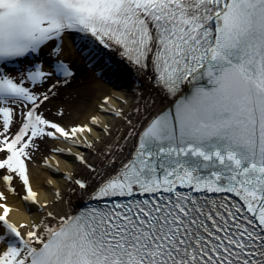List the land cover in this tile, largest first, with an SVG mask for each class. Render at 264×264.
I'll use <instances>...</instances> for the list:
<instances>
[{"label": "snow or ice", "instance_id": "snow-or-ice-1", "mask_svg": "<svg viewBox=\"0 0 264 264\" xmlns=\"http://www.w3.org/2000/svg\"><path fill=\"white\" fill-rule=\"evenodd\" d=\"M69 31L150 72L174 111L98 183L74 180L91 187L74 214L18 225L0 192V264H264V0H0V183L14 193L18 177L26 205L36 139L92 131L41 111L74 73L39 56Z\"/></svg>", "mask_w": 264, "mask_h": 264}, {"label": "bare ground", "instance_id": "bare-ground-1", "mask_svg": "<svg viewBox=\"0 0 264 264\" xmlns=\"http://www.w3.org/2000/svg\"><path fill=\"white\" fill-rule=\"evenodd\" d=\"M60 39L63 40L62 54L70 61L75 53L69 50L71 45L65 33ZM71 69L74 75L68 83L61 82V85H57L55 94L50 95L41 111L46 118L62 126L87 125L92 131L82 134L79 142L81 147L75 149L65 146L63 148L66 151L63 153L59 151L61 147L59 148L58 142L47 137L36 139L35 147L31 149V159L26 161L30 185L38 194L35 212L32 209L31 212L26 211L23 205L21 196L25 189L18 177L12 183L14 193L0 183V192L7 197L2 202L9 206V218L18 225L41 220L53 222L47 216L48 212L57 217L71 213L91 192V187L87 191L80 189L74 180L85 179L90 186L98 183L103 178L102 173L108 168L107 161L114 156L118 164L129 146L133 135L130 133L135 131L145 114L167 96L154 85L149 72H142L129 86L126 101L120 103L116 97L123 98L125 95L121 93L116 96L112 84L104 83L94 75L91 77L83 74L74 63ZM51 84L49 81L37 87L43 92ZM103 109L110 110V113H104ZM22 110L18 109L17 120L21 118L19 112ZM117 112L122 115H117ZM93 117L96 118L95 124L91 123ZM16 130L15 127L12 129L13 132ZM77 156H83L87 165H92V168L81 163Z\"/></svg>", "mask_w": 264, "mask_h": 264}, {"label": "water", "instance_id": "water-1", "mask_svg": "<svg viewBox=\"0 0 264 264\" xmlns=\"http://www.w3.org/2000/svg\"><path fill=\"white\" fill-rule=\"evenodd\" d=\"M189 93H190V89L186 88L184 94L188 95ZM172 100L173 99H171V100L169 99V96L164 97L163 99L158 101L145 114V116L140 120V122L138 123L135 131L133 132V135H132V138L130 140V143H129V146L127 148V151L124 154V156L121 158V160L124 159V158H131V154L135 151V148H136L137 143H138V135H136V134L143 130V127L147 124L148 121H150L151 119H153L155 116H157L159 114L170 113V112L174 111V105L172 103ZM119 162H118V164H119Z\"/></svg>", "mask_w": 264, "mask_h": 264}]
</instances>
